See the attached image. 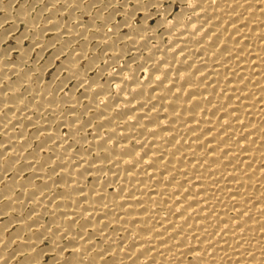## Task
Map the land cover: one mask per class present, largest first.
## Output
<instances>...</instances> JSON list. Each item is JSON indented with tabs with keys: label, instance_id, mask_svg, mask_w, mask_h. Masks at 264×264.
Segmentation results:
<instances>
[{
	"label": "bare ground",
	"instance_id": "obj_1",
	"mask_svg": "<svg viewBox=\"0 0 264 264\" xmlns=\"http://www.w3.org/2000/svg\"><path fill=\"white\" fill-rule=\"evenodd\" d=\"M4 1L0 264H264V0Z\"/></svg>",
	"mask_w": 264,
	"mask_h": 264
},
{
	"label": "rangeland",
	"instance_id": "obj_2",
	"mask_svg": "<svg viewBox=\"0 0 264 264\" xmlns=\"http://www.w3.org/2000/svg\"><path fill=\"white\" fill-rule=\"evenodd\" d=\"M11 1V2H10ZM26 0H5L4 2H7L8 4H11L10 6L14 9V10H16V9H18L19 8V6H21V4H27L28 2L27 1H29V0H27L26 2H25ZM125 0H116V2H115V4L116 5H114L116 8H119L120 9V7H122V6H125L126 4L128 5V0H126V3H123ZM13 2H15L14 3V5H13ZM173 3V1H169V0H167V1H165L164 3H166L167 5L168 4H172ZM123 3V4H122ZM122 4V5H121ZM177 4V5H176ZM17 5V6H16ZM126 5V6H127ZM120 6V7H119ZM174 11H178L179 10V6H178V3H175L174 4ZM31 13H34V12H31ZM118 19L116 20V23H118L119 21H120V19L121 18H119V17H117ZM85 19H87V18H85ZM139 20V18H136V20H135V23H136V21H138ZM154 21V20H153ZM153 21H152V23H153ZM6 23V24H5ZM4 24L5 25H0V35L2 34H5V32H7V31H10L9 29L10 28H12V22L11 21H7V22H4ZM137 24V23H136ZM5 26V27H4ZM18 26V27H17ZM16 27H15V29L17 30H15V31H13L15 34H13V32H12V34H11V36L9 37V35H8V37L6 36V37H4V39L5 40H3V42H2V46H4L3 48L4 49H7V48H13L16 44H14L15 43V41H16V39L17 38H19L20 37V34L22 33V34H25V33H23V32H25L24 30H25V26H24V23H20V24H18ZM2 29V30H1ZM11 30H13V29H11ZM18 32V33H17ZM8 33V32H7ZM22 34H21V36H22ZM1 35V36H2ZM23 37V38H22ZM21 37V39H23V40H21L22 42V45L25 47V48H28V47H30V43H31V40H30V38L29 37H24V36H22ZM7 38H8V40H7ZM27 38V39H26ZM28 38H29V40H28ZM15 39V40H14ZM48 39H49V36H48ZM25 40V41H24ZM27 40V41H26ZM14 41V42H13ZM6 42V43H5ZM8 43V44H7ZM80 43H77V45H79ZM28 45V46H27ZM76 45V46H77ZM32 52V51H31ZM30 52V53H31ZM35 53H36V55H35ZM16 54V55H15ZM18 55V53H17V51H15V53L13 54V58L11 57V59L13 60V61H15V57ZM37 55H38V53L36 52V51H34V54H33V52H32V54L30 55L31 57V59L33 60V62H35V61H38V62H35V63H40V64H43L44 62H47L48 60H49V57H50V55H51V52L49 51V52H47V53H45V54H43V55H41L40 57L41 58H37ZM46 58V59H45ZM36 59V60H35ZM38 59V60H37ZM39 64V65H40ZM57 65L59 66V62H56L55 63V65H53V67H52V69L49 71V73H48V81H49V77H50V75H52L51 74V72L52 71H54L55 70V68L57 67ZM50 74V75H49ZM2 137H1V135H0V139H1ZM1 162V161H0ZM43 245H46L45 244V242L44 243H42Z\"/></svg>",
	"mask_w": 264,
	"mask_h": 264
}]
</instances>
